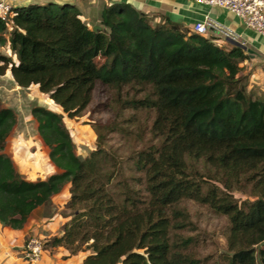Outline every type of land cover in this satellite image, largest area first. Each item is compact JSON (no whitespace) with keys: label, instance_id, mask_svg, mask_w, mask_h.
<instances>
[{"label":"trees","instance_id":"obj_1","mask_svg":"<svg viewBox=\"0 0 264 264\" xmlns=\"http://www.w3.org/2000/svg\"><path fill=\"white\" fill-rule=\"evenodd\" d=\"M13 10L0 19V46L9 43L16 59L0 52V75L10 70L18 86L38 85L70 118L106 85L108 129L136 130L142 146L129 158L150 194L144 207L129 188L131 207L97 203L100 212L87 211L93 222L66 223L49 246L77 253L85 244V264H204L186 207L195 201L228 220L219 264H264V94L248 88L243 49L226 50L167 16L155 23L125 2L103 4L97 26L64 4ZM31 113L58 172L37 181L21 175L4 151L17 115L0 102V223L13 229L69 183L75 210L85 175L63 114L38 104Z\"/></svg>","mask_w":264,"mask_h":264},{"label":"rangeland","instance_id":"obj_2","mask_svg":"<svg viewBox=\"0 0 264 264\" xmlns=\"http://www.w3.org/2000/svg\"><path fill=\"white\" fill-rule=\"evenodd\" d=\"M0 52L11 56L13 60L16 59V55L9 48V43L0 46ZM254 88L251 93L259 95L257 88ZM109 98L108 87L98 84L91 103L82 114L70 118L49 95L39 90L38 85L27 88L18 86L10 70L0 75V102L4 107L12 108L17 115V124L7 138L4 151L12 157L21 175L27 180L37 181L46 179L57 170L49 159V148L43 143L38 133V123L32 116L31 110L35 104L63 114V120L75 142V150L84 161L85 175L81 187L76 190L77 196L82 198L75 206L78 212L74 210V206L70 207L67 203L72 196L71 190L74 189L70 183L66 185L69 189L65 187L66 190L59 196L61 207L52 206L54 212L68 218L66 223L78 220L93 222L94 218L92 219V215L90 217L88 215L90 212L87 211L91 208L94 213L100 212L96 207L97 203H102L103 207L114 204L115 211L124 209L126 205L131 207L133 200L126 199L125 195L128 188L138 201L136 202L138 206L144 207L150 201L144 173L138 171L129 158L142 144L136 137L135 129L131 128V133L109 131L108 127L112 123V112L106 107ZM234 194L241 199L248 198L246 193ZM186 207L196 225L193 234L197 235L201 242L198 249L199 256L205 260L204 264L222 263L227 252L226 234L229 227L227 218L215 214L208 207L195 201H187ZM89 224L93 226L92 223ZM48 241L45 243V249L49 247ZM85 246V244L81 246L80 251H91L85 249Z\"/></svg>","mask_w":264,"mask_h":264},{"label":"crops","instance_id":"obj_3","mask_svg":"<svg viewBox=\"0 0 264 264\" xmlns=\"http://www.w3.org/2000/svg\"><path fill=\"white\" fill-rule=\"evenodd\" d=\"M7 1L13 7L47 3L77 7L82 12V18L90 26L98 25L102 5L114 2L129 3L137 10L151 15L155 23L160 21L161 16H167L172 21L190 28L196 22L209 21L212 25L208 26V32L205 36L213 38L216 45L226 50H230L234 46L241 47L247 55V58L240 62V66L249 77L248 88L253 91L256 87L259 96L264 94V38L253 28L248 27L237 15L223 7L201 3L197 0ZM6 37H9L8 34ZM260 91L262 92L260 93ZM55 172H58V169ZM67 188L69 189V186ZM66 189L64 188L61 193L54 195L50 203L36 208L22 229H13L0 223V264H85L84 260L90 251L71 253L69 248L62 245L47 247L41 259L34 263L27 262L21 252L23 244L32 236L40 237L47 242L51 237L63 234L68 218L54 212L52 206L56 205L58 208L62 205L59 202V196ZM69 196L70 193L67 195V200Z\"/></svg>","mask_w":264,"mask_h":264},{"label":"built area","instance_id":"obj_4","mask_svg":"<svg viewBox=\"0 0 264 264\" xmlns=\"http://www.w3.org/2000/svg\"><path fill=\"white\" fill-rule=\"evenodd\" d=\"M198 2L223 7L235 15L243 22L253 28L264 38V0H197ZM14 7L7 0H0V19L9 21L13 16ZM209 21L196 22L192 30L200 35H206ZM44 239L32 236L26 240L21 248L23 258L34 263L41 259L45 251Z\"/></svg>","mask_w":264,"mask_h":264}]
</instances>
